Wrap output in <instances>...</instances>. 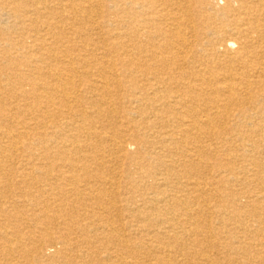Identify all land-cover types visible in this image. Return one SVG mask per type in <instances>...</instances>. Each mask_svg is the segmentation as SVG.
<instances>
[{
    "label": "bare ground",
    "instance_id": "obj_1",
    "mask_svg": "<svg viewBox=\"0 0 264 264\" xmlns=\"http://www.w3.org/2000/svg\"><path fill=\"white\" fill-rule=\"evenodd\" d=\"M0 264H264V0H0Z\"/></svg>",
    "mask_w": 264,
    "mask_h": 264
}]
</instances>
